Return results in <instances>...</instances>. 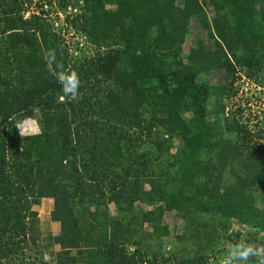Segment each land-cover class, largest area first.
I'll return each instance as SVG.
<instances>
[{
  "label": "trees",
  "instance_id": "obj_1",
  "mask_svg": "<svg viewBox=\"0 0 264 264\" xmlns=\"http://www.w3.org/2000/svg\"><path fill=\"white\" fill-rule=\"evenodd\" d=\"M54 1L63 13L81 6L66 21L95 48L92 59L71 63L47 12L24 19L31 0H0V264H47L44 252L54 264H208L216 244L231 241L230 224L263 235L264 202L253 196L264 194V156L222 104L236 93L237 68L247 78L261 70L264 32L251 18L260 0H207L214 16L201 26L217 45L209 52L199 41L186 56L189 23L204 13L199 0H44L39 8ZM49 50L79 75L77 101L50 75ZM213 69L225 82L216 122L205 77ZM30 119L38 131L23 136L18 124ZM217 132L235 142L213 141ZM42 200L55 225L44 245ZM164 213L184 220L192 257L143 248L147 227L167 235Z\"/></svg>",
  "mask_w": 264,
  "mask_h": 264
},
{
  "label": "rangeland",
  "instance_id": "obj_2",
  "mask_svg": "<svg viewBox=\"0 0 264 264\" xmlns=\"http://www.w3.org/2000/svg\"><path fill=\"white\" fill-rule=\"evenodd\" d=\"M43 1L44 0H31L30 5L25 3L23 8L28 11L22 13L24 19L30 18L33 14L39 15L41 10L47 12L45 14V18L50 23L52 31L55 32L61 40H63L64 50L67 52L71 63L79 65L84 60L92 59L95 55H97L95 48L84 37L76 34L74 29L69 27L66 21V16H69V14L79 13L81 11V6H72L70 3H73V0H70L68 2L70 5H68L65 13H63L60 11L56 1L50 5L44 4L42 9L39 8V5H41ZM199 1L203 6L204 13L199 17L192 18L189 23L190 32L187 35L186 43L183 47L184 56L189 55L190 48H195L199 41H201V45L205 48V50L209 52H213L215 50V45H217L214 40L209 39L201 26V23L203 22H208L210 25L214 16L211 11L212 9L205 5L207 0ZM252 11L251 18L254 24H256V28L264 32V1H257ZM219 43L220 41L218 40V44ZM61 46L63 48V45ZM238 47L234 46V52H238V54L241 55L240 45H238ZM260 52L255 53L257 57L262 55V61L261 59L259 60L261 61V70L256 72L253 78H247L244 74V70H239V68H237L235 82L232 87V92L236 93L234 96H224L222 98V104L225 106V115L230 118L234 117L237 122H240L242 125H246L248 130H250L253 134L255 139L252 141L251 145L254 146L252 149H255V152L257 153L256 157L258 158L264 156V48ZM205 77L207 85L211 88L212 101L209 103V117L213 122H216L213 116V111L215 109L214 102L217 99V91L220 89L221 85L225 83L223 80V72L220 69L209 70ZM107 88L112 89L113 86L107 85ZM238 106H241V111L238 110ZM21 123L28 126L27 133H23L21 135L25 136L37 133L38 129L35 121L30 119L24 120ZM20 124H18V126ZM257 137H261V139ZM213 141L233 144L235 139L234 136H229L224 132H221V134L220 132H217L214 135ZM251 154H253L252 150ZM202 159L204 160V158ZM260 191L261 192L255 193L253 196L259 205L264 202V194L262 193V190ZM51 208L52 204L50 200H42L40 206L36 209L39 220L37 231L38 233L40 232V238L42 239L41 243L43 245L46 244L48 234L53 233V235H55V225L50 221ZM151 209V207L146 208L148 211ZM108 212L111 216L118 214L117 210L111 205L108 207ZM160 226L161 228H167V235H161L160 233L162 231L160 230V232H158L155 228H153L154 226L147 227L144 233L147 237L145 241L142 242L143 248H148L149 252L163 253L164 256H166L168 252L177 255L179 258L188 256L192 257V255H194L193 252L195 250V246L192 244L193 241L187 240V237L184 235L186 234L185 229L187 228L184 220L181 219L179 214L164 213L161 217ZM230 233L232 234L231 241H228L227 239L219 241V243L216 244L214 252L215 256L210 255L208 257V264H222V259L226 255L228 247L237 242H247L256 246H264V234H254L252 229H242L240 226L232 223L230 224V229L228 230V234ZM52 248L54 250V246H52ZM56 251H58V247ZM44 261L47 264H54V260H52L46 252H44ZM250 264H255L254 259L250 261Z\"/></svg>",
  "mask_w": 264,
  "mask_h": 264
},
{
  "label": "clouds",
  "instance_id": "obj_3",
  "mask_svg": "<svg viewBox=\"0 0 264 264\" xmlns=\"http://www.w3.org/2000/svg\"><path fill=\"white\" fill-rule=\"evenodd\" d=\"M50 75L60 85L63 96L71 101H77L80 96L81 80L74 71H68L56 60V54L49 50L46 56ZM20 134L27 133L28 126L21 123L18 126ZM254 259L255 264H264V246H256L247 242L231 244L222 259V264H250Z\"/></svg>",
  "mask_w": 264,
  "mask_h": 264
},
{
  "label": "crops",
  "instance_id": "obj_4",
  "mask_svg": "<svg viewBox=\"0 0 264 264\" xmlns=\"http://www.w3.org/2000/svg\"><path fill=\"white\" fill-rule=\"evenodd\" d=\"M56 250H57V247L54 246V250H53V248H51L50 251H52V252H56Z\"/></svg>",
  "mask_w": 264,
  "mask_h": 264
}]
</instances>
